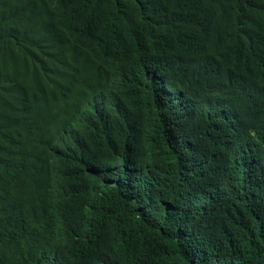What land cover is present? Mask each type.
<instances>
[{"label": "trees", "instance_id": "obj_1", "mask_svg": "<svg viewBox=\"0 0 264 264\" xmlns=\"http://www.w3.org/2000/svg\"><path fill=\"white\" fill-rule=\"evenodd\" d=\"M0 264H264V0H0Z\"/></svg>", "mask_w": 264, "mask_h": 264}]
</instances>
